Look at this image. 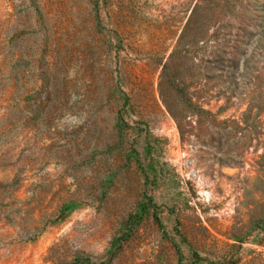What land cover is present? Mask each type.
Segmentation results:
<instances>
[{
  "label": "rangeland",
  "instance_id": "obj_1",
  "mask_svg": "<svg viewBox=\"0 0 264 264\" xmlns=\"http://www.w3.org/2000/svg\"><path fill=\"white\" fill-rule=\"evenodd\" d=\"M0 264H264V0H0Z\"/></svg>",
  "mask_w": 264,
  "mask_h": 264
}]
</instances>
